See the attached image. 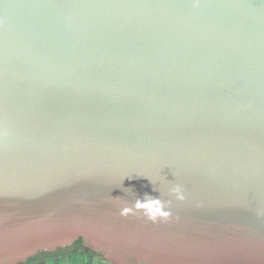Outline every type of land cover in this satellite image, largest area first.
<instances>
[{
	"label": "water",
	"instance_id": "1",
	"mask_svg": "<svg viewBox=\"0 0 264 264\" xmlns=\"http://www.w3.org/2000/svg\"><path fill=\"white\" fill-rule=\"evenodd\" d=\"M81 238L264 264V0H0V264Z\"/></svg>",
	"mask_w": 264,
	"mask_h": 264
},
{
	"label": "rangeland",
	"instance_id": "2",
	"mask_svg": "<svg viewBox=\"0 0 264 264\" xmlns=\"http://www.w3.org/2000/svg\"><path fill=\"white\" fill-rule=\"evenodd\" d=\"M50 255L55 256L57 261L61 256L64 259L65 264H118L113 260L104 257L102 253L97 252L94 249L89 248V251L85 250V248L77 242L53 251L39 252L37 254L38 264H46V257Z\"/></svg>",
	"mask_w": 264,
	"mask_h": 264
},
{
	"label": "clouds",
	"instance_id": "3",
	"mask_svg": "<svg viewBox=\"0 0 264 264\" xmlns=\"http://www.w3.org/2000/svg\"><path fill=\"white\" fill-rule=\"evenodd\" d=\"M176 198L178 200H183L184 195L180 190V187L177 186L172 190ZM136 209H146L147 210V215L149 216L150 219L155 221L158 217L167 219L170 216V212L167 211H162V203L159 200H150L148 203H140L137 201L135 205ZM132 210L130 208H124L121 212V215H127L131 212Z\"/></svg>",
	"mask_w": 264,
	"mask_h": 264
},
{
	"label": "trees",
	"instance_id": "4",
	"mask_svg": "<svg viewBox=\"0 0 264 264\" xmlns=\"http://www.w3.org/2000/svg\"><path fill=\"white\" fill-rule=\"evenodd\" d=\"M78 244H80L82 247L85 248V250L89 251V247L84 244V240L81 238L77 241ZM62 255V254H61ZM60 256V255H59ZM64 259L60 256L59 260L57 261L55 259V256L50 255L46 257V264H64ZM38 257L37 255L35 257L30 258L27 262L20 263V264H38Z\"/></svg>",
	"mask_w": 264,
	"mask_h": 264
},
{
	"label": "crops",
	"instance_id": "5",
	"mask_svg": "<svg viewBox=\"0 0 264 264\" xmlns=\"http://www.w3.org/2000/svg\"><path fill=\"white\" fill-rule=\"evenodd\" d=\"M64 261V260H63ZM64 264H65V262H64Z\"/></svg>",
	"mask_w": 264,
	"mask_h": 264
},
{
	"label": "flooded vegetation",
	"instance_id": "6",
	"mask_svg": "<svg viewBox=\"0 0 264 264\" xmlns=\"http://www.w3.org/2000/svg\"><path fill=\"white\" fill-rule=\"evenodd\" d=\"M77 242V241H76Z\"/></svg>",
	"mask_w": 264,
	"mask_h": 264
}]
</instances>
